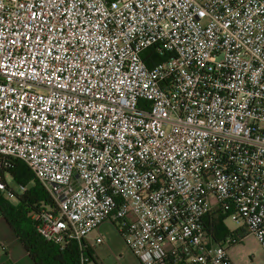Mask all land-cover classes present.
I'll return each instance as SVG.
<instances>
[{"label": "built area", "instance_id": "2783aa9c", "mask_svg": "<svg viewBox=\"0 0 264 264\" xmlns=\"http://www.w3.org/2000/svg\"><path fill=\"white\" fill-rule=\"evenodd\" d=\"M10 160L61 249L112 221L139 264H234L217 210L264 251V0H0Z\"/></svg>", "mask_w": 264, "mask_h": 264}, {"label": "trees", "instance_id": "16d2710c", "mask_svg": "<svg viewBox=\"0 0 264 264\" xmlns=\"http://www.w3.org/2000/svg\"><path fill=\"white\" fill-rule=\"evenodd\" d=\"M7 179L23 187L22 193L17 194L9 189ZM0 181L15 200V203H11L0 194V216L33 264H80L81 256L86 257L89 263L93 262L92 252L84 244L82 252L75 241H70L61 249L60 246L48 243L38 236L32 216L42 209L55 211V204L23 162L10 160L7 166L1 167ZM225 219L226 216L217 210L205 217V231L213 244H219L228 236L242 240L247 235L243 229L229 231L224 225Z\"/></svg>", "mask_w": 264, "mask_h": 264}, {"label": "rangeland", "instance_id": "374dc122", "mask_svg": "<svg viewBox=\"0 0 264 264\" xmlns=\"http://www.w3.org/2000/svg\"><path fill=\"white\" fill-rule=\"evenodd\" d=\"M7 183L13 192L22 193V187L15 185L10 180ZM7 192L8 190H0L3 197L11 203H15V200L8 196ZM224 225L231 232L238 231L243 226L242 222H234L229 218L224 220ZM101 236L104 240L103 244L93 248V257L98 264H139L116 226L114 227L110 223L103 224ZM228 255L234 264H264V251L251 234H247L240 243L230 246Z\"/></svg>", "mask_w": 264, "mask_h": 264}, {"label": "crops", "instance_id": "0c3cea01", "mask_svg": "<svg viewBox=\"0 0 264 264\" xmlns=\"http://www.w3.org/2000/svg\"><path fill=\"white\" fill-rule=\"evenodd\" d=\"M106 223H110L114 227L116 226L117 228V224H115L114 222L106 221L102 223L96 231L89 234L83 241V244L91 250L92 256H93V248L95 246H98V244H95L94 240L100 237L104 242L101 233H102L103 224ZM90 263L88 262L87 264ZM92 263L98 264L94 257ZM0 264H33L32 261L29 259L28 255L26 254V252L23 250L21 245L13 236V234L11 233V231L9 230L8 226L5 224L1 216H0Z\"/></svg>", "mask_w": 264, "mask_h": 264}]
</instances>
